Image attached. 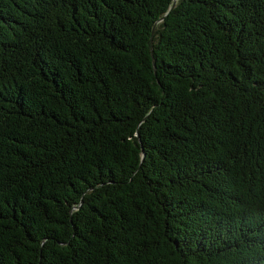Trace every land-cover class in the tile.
Returning <instances> with one entry per match:
<instances>
[{"label": "trees", "instance_id": "1", "mask_svg": "<svg viewBox=\"0 0 264 264\" xmlns=\"http://www.w3.org/2000/svg\"><path fill=\"white\" fill-rule=\"evenodd\" d=\"M0 264H264V0H0Z\"/></svg>", "mask_w": 264, "mask_h": 264}]
</instances>
